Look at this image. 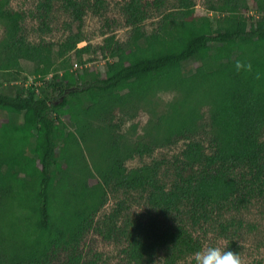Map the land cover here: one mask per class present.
Instances as JSON below:
<instances>
[{"label":"trees","instance_id":"16d2710c","mask_svg":"<svg viewBox=\"0 0 264 264\" xmlns=\"http://www.w3.org/2000/svg\"><path fill=\"white\" fill-rule=\"evenodd\" d=\"M56 2L76 21L90 8L85 1L42 0L41 19ZM253 2L257 15L248 14L247 0H207L211 18L195 14V0H177L148 36L142 31L148 9L166 0H126L132 36L125 47L113 38L99 47L111 59L101 77L77 62L70 70L72 52L84 64L92 49L78 46L79 33L58 44L31 43L23 34L24 14L0 0V264H101L84 251L93 231L121 243L127 264H153L161 253L162 264H178L203 250L200 237L176 219L182 206L198 225L216 210L264 197V0ZM238 60L252 70H236ZM22 61L34 64L24 75ZM189 63L198 65L187 75ZM27 75L34 77L30 85L22 81ZM161 93L175 97L160 118V146L185 143L170 189L158 180L159 165L128 171L121 144L103 136V124L119 109ZM207 131L210 152L200 140ZM83 145L96 154L91 165ZM151 151L143 142L133 148L139 155ZM113 184L146 190L155 212L124 215L129 206L122 200L98 220ZM234 226L243 222L220 223L219 233L228 236Z\"/></svg>","mask_w":264,"mask_h":264},{"label":"rangeland","instance_id":"374dc122","mask_svg":"<svg viewBox=\"0 0 264 264\" xmlns=\"http://www.w3.org/2000/svg\"><path fill=\"white\" fill-rule=\"evenodd\" d=\"M40 1L42 0H10V8L24 14V20L22 21L23 34L28 41L31 43L46 41L58 44L72 32L79 33L84 41L78 46L83 47L90 44L92 49L90 52L83 54L84 64H80L79 58L72 52L69 55L71 59L70 70L73 66L72 62H77L79 66L82 65V70L90 68V70L99 71L101 77H105L106 62L107 60L111 61V59H106L99 47L104 45L107 38H113V44L118 43L125 47L132 36V29L127 25V16L124 14L123 7L126 0H79L88 2L90 5L82 21H76L73 16L65 12L61 8L60 2L55 3L49 18L43 20L40 18L39 14L41 13L37 9ZM97 1L102 2L100 7L95 6ZM153 1L144 0L147 3ZM206 1L195 0V14L198 16L208 15L211 18L214 16L213 18H215L214 13L207 10ZM247 1L251 7L248 14L257 15L255 14L253 0ZM176 5L177 0H166V3L160 9L149 7L148 16L142 24V31L148 36L154 33L160 24L163 13ZM44 21L47 27L43 26ZM214 24L216 25L215 21ZM3 36L4 27L0 25V39ZM197 65V63L186 65L184 67L185 74L193 73ZM22 66L24 68L22 74L24 75L32 70L34 64L22 61ZM27 76L28 78L25 79L24 77L22 81L30 85L34 82V77ZM51 78L52 75H49L47 80H51ZM40 84L42 83L40 82ZM174 97V93H161L146 104H130L123 110L119 109L112 122L103 124L106 131L103 136L112 135L113 142L118 141L121 144L122 154L126 158V169L131 171L143 166L159 165L158 180L166 189H170L174 183L175 159L185 147L184 141L166 147L160 146L162 139L160 118L167 113L168 105ZM1 118L3 116H0V122ZM68 128L69 130H76L74 124H71ZM200 135V140L205 145L207 152H210V133L207 131L206 133H200ZM140 142L149 144L153 151L144 155L133 152L135 145ZM83 148L89 165H91L93 156L95 157L96 154H92L85 145H83ZM112 186L109 191V201L98 214V220L112 213L117 208L116 205L122 200H125L129 206L124 215L131 216L143 212H155V209L151 208L147 202L148 193L146 190L128 191L119 188L115 184ZM176 219L178 222L187 225L195 236L200 237L203 242V250L208 247L219 246L239 253L243 264H264V197L255 195L249 204L241 209L224 207L216 210L211 221H201L198 225H193L186 204L181 207V213L176 216ZM231 220L242 221V228L237 229L234 226L235 230L231 228L228 236L221 235L219 233L220 223ZM232 242L236 244V247L231 248ZM84 243L85 253L90 258L98 257L101 264H127L122 254L123 245L121 243L106 241L95 231L87 235ZM163 256L164 254L161 253L153 264H162ZM178 264H195V255L180 261Z\"/></svg>","mask_w":264,"mask_h":264},{"label":"clouds","instance_id":"9594fccd","mask_svg":"<svg viewBox=\"0 0 264 264\" xmlns=\"http://www.w3.org/2000/svg\"><path fill=\"white\" fill-rule=\"evenodd\" d=\"M236 70H252L250 63L245 64L242 61H236ZM195 264H243L239 253L232 250H226L219 246L208 247L195 254Z\"/></svg>","mask_w":264,"mask_h":264},{"label":"built area","instance_id":"2783aa9c","mask_svg":"<svg viewBox=\"0 0 264 264\" xmlns=\"http://www.w3.org/2000/svg\"><path fill=\"white\" fill-rule=\"evenodd\" d=\"M75 68H78V64H75Z\"/></svg>","mask_w":264,"mask_h":264}]
</instances>
